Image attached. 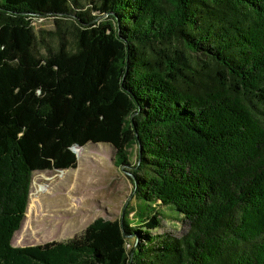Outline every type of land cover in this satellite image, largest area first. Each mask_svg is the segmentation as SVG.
I'll return each instance as SVG.
<instances>
[{"label":"trees","instance_id":"trees-1","mask_svg":"<svg viewBox=\"0 0 264 264\" xmlns=\"http://www.w3.org/2000/svg\"><path fill=\"white\" fill-rule=\"evenodd\" d=\"M88 143L120 216L13 246L33 173ZM0 264H264V0H0Z\"/></svg>","mask_w":264,"mask_h":264},{"label":"rangeland","instance_id":"rangeland-1","mask_svg":"<svg viewBox=\"0 0 264 264\" xmlns=\"http://www.w3.org/2000/svg\"><path fill=\"white\" fill-rule=\"evenodd\" d=\"M34 26L37 32L43 30L46 37L53 36L49 33L55 29L54 17H38ZM97 144L75 146L76 168L33 173L28 207L21 223L25 225L15 239L21 226L14 233L13 246L65 241L80 234L97 217L120 216L130 199L132 185L126 173L114 164L113 148L106 143ZM166 213L160 228L153 233L181 236L188 228L187 222Z\"/></svg>","mask_w":264,"mask_h":264},{"label":"water","instance_id":"water-1","mask_svg":"<svg viewBox=\"0 0 264 264\" xmlns=\"http://www.w3.org/2000/svg\"><path fill=\"white\" fill-rule=\"evenodd\" d=\"M75 146H77V145H75ZM75 146L72 147V150L76 153V151H75ZM78 147H79V146H78ZM27 207H28V205H27Z\"/></svg>","mask_w":264,"mask_h":264},{"label":"bare ground","instance_id":"bare-ground-1","mask_svg":"<svg viewBox=\"0 0 264 264\" xmlns=\"http://www.w3.org/2000/svg\"><path fill=\"white\" fill-rule=\"evenodd\" d=\"M76 151V150H75Z\"/></svg>","mask_w":264,"mask_h":264}]
</instances>
